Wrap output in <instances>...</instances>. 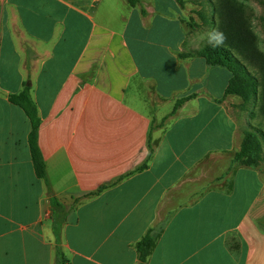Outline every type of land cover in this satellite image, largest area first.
Masks as SVG:
<instances>
[{"label":"crops","instance_id":"0c3cea01","mask_svg":"<svg viewBox=\"0 0 264 264\" xmlns=\"http://www.w3.org/2000/svg\"><path fill=\"white\" fill-rule=\"evenodd\" d=\"M193 1L0 0V264H55L56 246L66 264H138L149 229L145 264H264V167L233 164L247 120L229 72L196 55L212 26ZM147 56L165 91L144 77ZM24 83L50 192L8 102ZM52 197L76 201L58 242Z\"/></svg>","mask_w":264,"mask_h":264},{"label":"trees","instance_id":"16d2710c","mask_svg":"<svg viewBox=\"0 0 264 264\" xmlns=\"http://www.w3.org/2000/svg\"><path fill=\"white\" fill-rule=\"evenodd\" d=\"M181 3V0H177ZM131 6L136 5L138 0H128ZM218 25L210 36L213 45L216 44L215 33H223L224 40L221 45L213 47L211 44L203 47L202 51L196 53L204 59L211 67H222L230 74V79L225 88V95L236 96L241 100L242 105L247 104L258 89V108L253 115H259L264 121V54L261 53L256 45V37L250 30L248 17L245 16L241 5L232 0H218L216 8ZM256 68L258 77L254 76L247 68ZM185 101L179 100L175 103L173 111L169 117ZM8 102L20 108L30 123V132L27 137L31 163L37 179L44 182L47 191L50 192L46 166L38 146V134L40 118L37 108L30 95V88L26 83L23 84L21 92L8 96ZM168 117L163 119L165 122ZM260 147L261 142L257 135L249 130H245L242 137L240 149L233 156V164L245 168H260ZM149 157L152 154V147L149 145ZM144 167V166H143ZM97 195V193L87 194L86 197ZM52 230L58 242L61 229L65 223L66 216L72 210L73 205L67 206L57 198H51ZM156 242V235L153 229L147 233L136 244L138 264H145L151 254ZM55 264H66L60 249L55 247Z\"/></svg>","mask_w":264,"mask_h":264},{"label":"rangeland","instance_id":"374dc122","mask_svg":"<svg viewBox=\"0 0 264 264\" xmlns=\"http://www.w3.org/2000/svg\"><path fill=\"white\" fill-rule=\"evenodd\" d=\"M217 1L218 0H212V7H211V13H212V19L210 21V16L207 14V4L206 0H194L192 2L193 4V11L195 14H197L200 19L202 20V23H198L200 26H212V32H215L217 25H218V16H216V8H217ZM235 3L241 5L244 9L245 16L248 17V21L250 24V30L256 37V45L258 50L264 54V0H232ZM182 3V0H181ZM200 4L203 5L201 9H199ZM187 25L189 27H193V25H196V23L189 17V21L187 22ZM154 37V32H149L146 34V39L149 43H160L159 40ZM213 45L212 40H210V37L204 41L203 47L206 45ZM159 46V45H158ZM149 52V53H148ZM148 54L150 56V49L148 48ZM195 55V53H194ZM137 63L141 67V71L146 79L156 78L158 79L160 83V89L162 91H165L167 88L162 85V78L164 76V66L162 63V60L158 59L157 61L150 62L149 57H139L137 58ZM249 72H251L254 76L258 77L256 73V68L248 67L247 68ZM258 89L254 90V93L252 95L251 100L247 103L242 105L240 102L236 107L237 114L239 116L245 115L247 120V127L246 130H249L257 135V137L260 139L261 147H260V158H261V166L264 167V121L259 115H253L252 113L257 112L258 108ZM241 101V100H240ZM173 104L171 103H165L161 114H168L172 111ZM243 113V114H242ZM218 171H220V168H217ZM216 170V171H217Z\"/></svg>","mask_w":264,"mask_h":264},{"label":"clouds","instance_id":"9594fccd","mask_svg":"<svg viewBox=\"0 0 264 264\" xmlns=\"http://www.w3.org/2000/svg\"><path fill=\"white\" fill-rule=\"evenodd\" d=\"M224 40V36H223V33H220V32H216L215 33V41H216V44L212 45L213 47H217L219 45L222 44Z\"/></svg>","mask_w":264,"mask_h":264}]
</instances>
